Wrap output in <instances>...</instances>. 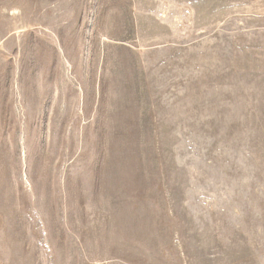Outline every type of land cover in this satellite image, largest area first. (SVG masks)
I'll return each instance as SVG.
<instances>
[{
	"label": "rangeland",
	"instance_id": "1",
	"mask_svg": "<svg viewBox=\"0 0 264 264\" xmlns=\"http://www.w3.org/2000/svg\"><path fill=\"white\" fill-rule=\"evenodd\" d=\"M0 264H264V0H0Z\"/></svg>",
	"mask_w": 264,
	"mask_h": 264
}]
</instances>
